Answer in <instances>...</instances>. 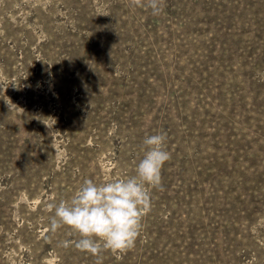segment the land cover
Here are the masks:
<instances>
[{"label":"rangeland","instance_id":"1","mask_svg":"<svg viewBox=\"0 0 264 264\" xmlns=\"http://www.w3.org/2000/svg\"><path fill=\"white\" fill-rule=\"evenodd\" d=\"M156 133L162 190L102 264H264V0H0V264H95L52 205Z\"/></svg>","mask_w":264,"mask_h":264},{"label":"clouds","instance_id":"2","mask_svg":"<svg viewBox=\"0 0 264 264\" xmlns=\"http://www.w3.org/2000/svg\"><path fill=\"white\" fill-rule=\"evenodd\" d=\"M165 0H129L132 8L160 15ZM166 134L144 138L143 156L134 174L97 183L86 179L67 199L52 205L50 224L66 227L78 239L75 247L102 264V253L123 254L132 250L141 236L144 218L152 206V190H162V171L170 161ZM264 226V217L257 220Z\"/></svg>","mask_w":264,"mask_h":264}]
</instances>
